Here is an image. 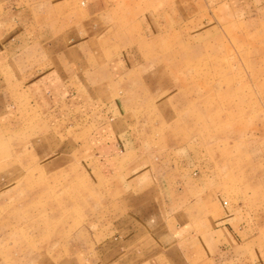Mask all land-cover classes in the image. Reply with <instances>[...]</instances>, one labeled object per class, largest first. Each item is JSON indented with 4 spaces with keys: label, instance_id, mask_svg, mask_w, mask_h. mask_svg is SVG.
Masks as SVG:
<instances>
[{
    "label": "rangeland",
    "instance_id": "obj_1",
    "mask_svg": "<svg viewBox=\"0 0 264 264\" xmlns=\"http://www.w3.org/2000/svg\"><path fill=\"white\" fill-rule=\"evenodd\" d=\"M89 1L0 0V22L36 7L56 37ZM90 52L67 94L50 78L0 95V264L97 260L104 182L131 176L104 174L115 138L114 168L135 160L167 202L197 197L234 233L219 264H264V0H102Z\"/></svg>",
    "mask_w": 264,
    "mask_h": 264
},
{
    "label": "crops",
    "instance_id": "obj_2",
    "mask_svg": "<svg viewBox=\"0 0 264 264\" xmlns=\"http://www.w3.org/2000/svg\"><path fill=\"white\" fill-rule=\"evenodd\" d=\"M36 11V7L18 11L3 9V21L0 22V95L5 96L12 85L17 84L19 90L25 92L50 78L54 79L51 86L56 81L57 86L64 85L62 89L67 94L68 87L75 85L80 75L69 62L78 60V66L84 69L82 71L88 70L89 61H95L90 47L102 49V0L87 2L82 21L68 34V30L61 34L55 32L56 37L50 29L42 27L41 20L38 23ZM66 28L71 29L70 26ZM78 30L84 33L82 38L75 36L79 34ZM71 41L79 44L84 52L78 54L74 48L67 49L66 45ZM74 77V84H71ZM78 83L83 85L80 80ZM114 145L111 144L113 151L109 152V147L102 153L104 157H111L108 161L110 168L105 167L104 174L129 171L131 176L129 180L114 176L115 180L111 178L114 182L108 180L102 186L105 200L106 190L113 189V197L109 194L106 203L110 204L114 198L115 215H109V221L103 219L102 232L99 233L102 240L95 251L97 260L93 259L89 264H219L224 258L220 257L221 254L233 251L234 233L224 232L222 228L215 230L216 224L211 223L213 217L203 216L201 199L183 200V204L175 203L180 198L167 202L164 194L149 180L148 171L151 170L135 173V160L126 162L122 170L114 168L115 157L119 156L118 138H115Z\"/></svg>",
    "mask_w": 264,
    "mask_h": 264
}]
</instances>
